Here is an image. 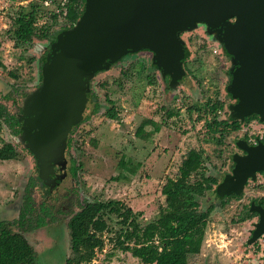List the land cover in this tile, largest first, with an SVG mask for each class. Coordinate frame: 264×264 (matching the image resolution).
Here are the masks:
<instances>
[{
  "label": "rangeland",
  "instance_id": "rangeland-1",
  "mask_svg": "<svg viewBox=\"0 0 264 264\" xmlns=\"http://www.w3.org/2000/svg\"><path fill=\"white\" fill-rule=\"evenodd\" d=\"M62 2L0 0V105L17 119L25 98L38 88V60L49 54L51 42L33 37L28 45L14 48L11 20L19 7L27 10L29 5L38 6L36 27L47 25L50 31H58L63 22H53L50 13ZM179 39L185 50L184 79L171 90H166L167 82L152 66V55L147 51L127 54L89 79L88 89L98 109L68 135L69 156L80 165L73 178L68 170L55 172L49 179L40 178L24 142L0 120V146L8 143L16 151L15 159L0 161V221L17 219L24 187L29 178L35 179L30 192L32 206L36 213L40 205L46 206L45 216L40 214L44 225L27 232L15 226L12 232L22 234L36 253L37 264H64L70 253L67 220L84 202L110 200L119 201L134 213L141 212V223L157 215L212 207L199 254L188 264H264L257 242L247 244L257 217L239 221L251 200L264 195V180L256 175L239 197L227 199L211 195L194 180L180 179L177 174L185 152L202 149L209 158L207 164L213 166L209 175L220 182L230 173L232 154H240L235 143L244 134L253 140L264 131V125L240 122L239 130L225 136L222 145L207 141L205 121L209 117L196 120L198 113L189 114L187 109L196 105L201 111L206 98L213 99L217 92L223 103L217 120H231L229 107L235 101L227 96L226 86L232 63L215 33H208L200 24L181 32ZM108 100L117 113L115 120L103 116L110 106ZM165 110L174 115L168 118ZM144 119L151 121L144 128L151 133L147 141L135 135ZM121 157L139 164L126 180L116 172ZM117 221L114 216L106 219L110 230L103 233L104 245L90 264H138L129 253L114 249Z\"/></svg>",
  "mask_w": 264,
  "mask_h": 264
},
{
  "label": "water",
  "instance_id": "water-1",
  "mask_svg": "<svg viewBox=\"0 0 264 264\" xmlns=\"http://www.w3.org/2000/svg\"><path fill=\"white\" fill-rule=\"evenodd\" d=\"M204 25L230 58L226 93L235 101L230 119L250 116L264 122V0H84L76 23L62 31L45 56L41 83L25 98L19 137L35 159L38 176L49 179L65 167L67 137L86 105L88 81L127 54L151 53V64L173 87L184 76L183 31ZM231 156L232 167L217 184L222 197H239L256 175L264 178V144ZM257 220L247 244L264 235V208L249 203ZM264 261V252L261 256Z\"/></svg>",
  "mask_w": 264,
  "mask_h": 264
},
{
  "label": "trees",
  "instance_id": "trees-1",
  "mask_svg": "<svg viewBox=\"0 0 264 264\" xmlns=\"http://www.w3.org/2000/svg\"><path fill=\"white\" fill-rule=\"evenodd\" d=\"M62 1L56 6V12L50 13V19L53 22H56V19H61L63 22V26L58 31H50L47 25H42L40 28L36 27L37 12L40 11L38 6L29 5L27 10L24 7H19L16 15L11 20L13 47L22 48L28 45L33 37L45 38L49 42H54L62 31L70 29L83 11L84 0ZM38 61L40 64L37 73V87L41 83L40 70L44 57L39 58ZM183 61L184 59H182V64ZM0 68H2L1 62ZM13 78L15 77L13 76ZM183 79L184 76L180 81H183ZM165 81L167 82V78H165ZM171 89L172 87L166 83V90ZM25 95L22 94V97ZM85 96L86 105L80 123L87 120L98 109L89 89ZM227 96L229 97L228 94ZM107 102L110 106L104 111L103 116L109 120H115L117 113L112 106V102L109 100ZM222 108L223 103L218 100L217 92H214L213 99L206 98L204 108L201 111L196 105L187 109L189 114L192 112L198 113L196 120L201 118L205 120V116L209 117L210 120L205 121L206 133L209 136L207 141H211L218 146L222 145L225 136L237 132L240 127L239 121L217 120V112ZM165 115L170 118L174 113L165 110ZM248 119L244 121L246 122ZM0 120L8 126L14 136H19L20 123L16 115L9 114L2 105H0ZM150 124V120H142L136 129L135 135L147 141L151 133H146L144 128ZM76 127H73L70 133ZM158 129L159 125H156L154 130L157 131ZM70 142L71 139L68 137L64 150L65 167L63 171L68 170L73 178L80 165H76L74 159L69 156ZM15 157L16 151L12 145L5 143L0 146L1 162L13 160ZM208 162L209 158L202 149H188L178 165L177 174L180 179H192L195 183L203 186L207 193L219 196L216 188L213 189L219 182L214 175H209L208 172L213 170V166L207 164ZM210 167H212V170ZM138 168V163L134 164L132 160L125 157H121L116 164V172L123 180L133 176ZM54 170L57 172V167H54ZM35 184V179L29 178L21 197L17 219L12 222L0 221V264H37L36 253L22 234L12 232V227L15 226L23 232H27L44 225L43 216L46 214V206L40 205L37 208V213L32 206L30 192ZM225 198L236 197L230 195ZM251 202L264 208V196L253 199ZM223 204L221 203V205ZM212 210V207H210L207 211L173 212L167 215H157L155 218L141 223L139 221L141 212L134 213L119 201L84 202L80 209L66 222L70 253L64 264H90L95 252L100 251L104 245L102 235L110 230L106 219L110 220L112 216L118 219L116 222L118 229L114 232V249L129 253L138 264H188L191 258L199 254L204 231ZM251 217H256V214L250 213L249 206H247L239 221Z\"/></svg>",
  "mask_w": 264,
  "mask_h": 264
},
{
  "label": "flooded vegetation",
  "instance_id": "flooded-vegetation-1",
  "mask_svg": "<svg viewBox=\"0 0 264 264\" xmlns=\"http://www.w3.org/2000/svg\"><path fill=\"white\" fill-rule=\"evenodd\" d=\"M201 26L203 28L205 27L204 25H201ZM165 78H167V77H163L162 79L165 80ZM167 83H168V78H167ZM247 118H249V119L245 122L244 120L247 119ZM247 118H244L243 121H241V123L242 124L243 123H245V124L247 123L249 125V123L255 122L257 125H264V122H260L258 117H256V116L255 117L250 116V117H247ZM230 121H233V120H230ZM239 124H240V121H239ZM244 136H245V139H244ZM244 136L242 137V139H239V140H244L248 146L255 145L256 143L264 144V131H262V134L260 136L253 137V140L249 138V135L244 134ZM238 151L240 152V154H237V155H242L243 154L240 150H238ZM258 175L261 176L260 174H258ZM262 196H264V195H262Z\"/></svg>",
  "mask_w": 264,
  "mask_h": 264
},
{
  "label": "built area",
  "instance_id": "built-area-1",
  "mask_svg": "<svg viewBox=\"0 0 264 264\" xmlns=\"http://www.w3.org/2000/svg\"><path fill=\"white\" fill-rule=\"evenodd\" d=\"M262 180H264V178L262 176H260ZM256 247L258 248V251L260 253V255L262 256L263 252H264V235L260 236L257 240H256Z\"/></svg>",
  "mask_w": 264,
  "mask_h": 264
}]
</instances>
